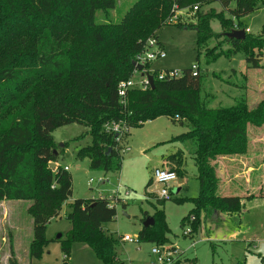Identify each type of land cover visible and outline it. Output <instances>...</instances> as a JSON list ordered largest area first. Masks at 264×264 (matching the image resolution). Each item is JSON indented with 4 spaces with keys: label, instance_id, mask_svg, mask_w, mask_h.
I'll use <instances>...</instances> for the list:
<instances>
[{
    "label": "trees",
    "instance_id": "trees-1",
    "mask_svg": "<svg viewBox=\"0 0 264 264\" xmlns=\"http://www.w3.org/2000/svg\"><path fill=\"white\" fill-rule=\"evenodd\" d=\"M116 3L0 0V201L31 202L30 259L41 256L49 243L48 223L72 195L68 172L59 166L56 171L49 167L56 161L53 131L72 124L88 128L91 136V144L81 148L77 157L88 158L91 170L108 174L120 170L122 148L104 131L106 123L123 122L135 128L160 117L181 125L187 122V132L176 140L189 145L199 183V195L190 201L194 206L190 215L242 212V197L217 194L220 180L214 162L219 157L247 153V127L264 124V100L254 109H249L245 98L237 99L229 108L203 107L198 65L196 74L191 67L182 70L179 78L155 80L153 90L130 91L125 106L120 104L117 86L131 77L136 55L144 50L148 39L157 40L156 32L167 26L175 12L190 6L197 9L195 24L173 25L195 30L199 47L215 36L209 29V18L217 19L229 31L235 22L240 30L241 18L264 7V0H136L118 22L99 23L96 12L113 10ZM212 3L220 4L230 18L200 13L203 6ZM245 38L247 44L229 41L230 55L244 52L249 67L259 69L264 25L259 36L248 34ZM254 49L258 57L248 55ZM182 161L181 154L176 153L166 162L175 163L170 170L183 176ZM115 216L116 209L107 199L74 200L67 215L72 228L65 240L62 236L56 240L65 256L64 264L74 242L86 244L102 264H112L118 243L103 232L102 226ZM152 218L154 225L142 226L138 241L164 243L169 229L163 211L155 208ZM186 223L184 218L181 226Z\"/></svg>",
    "mask_w": 264,
    "mask_h": 264
},
{
    "label": "rangeland",
    "instance_id": "rangeland-1",
    "mask_svg": "<svg viewBox=\"0 0 264 264\" xmlns=\"http://www.w3.org/2000/svg\"><path fill=\"white\" fill-rule=\"evenodd\" d=\"M135 1L117 0L113 10L97 11L96 19L99 23H116ZM233 6L232 4L231 8ZM200 13L207 16L223 14L225 18H230L228 12L223 13L218 3L203 6ZM177 16L173 22L167 20V26L156 32L166 57L154 61L152 70L174 69L182 72L198 65L202 76L199 96L203 107L229 108L237 99L245 98L249 109L256 108L264 100V50L259 69L249 67L244 52L230 55L232 45L223 36L230 28H222L215 18L208 19L209 29L215 36L197 47L195 30L173 25L178 22L184 26L195 24L197 12L194 7L178 11ZM240 22L243 26L240 30H246V36H259L264 25V7L241 18ZM233 24L236 25L235 22ZM217 55L218 58L212 60ZM248 55L258 57L259 52L257 49L249 50ZM187 126V122L181 125L179 122H172L168 117H160L147 121L140 127L129 128L120 145L122 149H128L121 154L120 170L108 174L101 170H91L88 158L77 157L81 148L91 144L88 128L72 124L53 131L52 149L56 154V166L52 171H56L58 166L67 167L72 181V195L62 205L59 215L48 223L46 239L49 243L42 248L38 259H30L28 256L33 223L29 211L31 202L1 200L0 264H64L65 256L56 240L60 236L61 240H65L72 228L67 220L71 203L76 199L109 197L119 184L121 189H118V195L121 201L113 205L116 216L112 222L102 226L103 232L118 243L112 264H159L151 254L154 247H174L181 254L176 261L178 264H264V198L260 197L264 195V190H245L244 180L239 175L229 179L233 176L232 173L241 171L242 161L251 158L248 162L254 161L253 164H257L255 152L261 149L264 151V145L258 146L264 143V124L260 127L248 125L249 146L245 155L236 157V161L232 163L227 161V157H219L214 162L220 180L217 194L224 197H242V212L230 215L213 211L199 217L190 215L194 208L190 201L199 195L191 149L187 143L176 140V137L187 132ZM257 136L263 137L260 138L261 141L256 140L258 145L252 143ZM176 153L182 156L180 169L183 176H178L177 181L170 187L169 198L160 200L162 203L159 205L158 193L161 187L153 182V171L159 167H175V163L168 164L166 161ZM163 162L167 164L162 166ZM221 165H227L228 178L219 174ZM90 180L92 183L89 184ZM251 195L256 197L248 199ZM155 208L163 211L169 229L164 236V243L122 242L121 238L125 235L138 237L143 219L152 217ZM184 218L187 223L182 227ZM197 223V228L194 229L193 226ZM184 231L190 232L188 237L183 236ZM65 264L102 263L86 244L74 242L70 246Z\"/></svg>",
    "mask_w": 264,
    "mask_h": 264
},
{
    "label": "built area",
    "instance_id": "built-area-1",
    "mask_svg": "<svg viewBox=\"0 0 264 264\" xmlns=\"http://www.w3.org/2000/svg\"><path fill=\"white\" fill-rule=\"evenodd\" d=\"M195 11L197 10L194 8ZM178 12H175L174 16L169 19V21L173 22L177 19ZM232 30H239L236 25L233 26ZM246 31V30H245ZM166 57L162 46L155 38H150L145 42L144 50L136 55L134 63L136 65L142 66L141 71H137L134 68L133 74L131 77L125 81H122L117 86V96L119 98L120 104L122 106L126 105L127 95L130 91H147L150 89V85L148 82V76L158 81L164 80H172L175 78H179L181 76V72L174 69H167L162 71L152 70L151 65L154 61L162 60ZM193 72L196 74V66H193ZM176 120L179 119L178 116L175 117ZM104 131L107 134H111L114 136L115 143L120 146L125 135L128 134L129 127L125 125L123 122H110L104 125ZM128 149H121L120 153L123 154L127 152ZM64 170L67 171V167H64ZM178 179L175 171L166 169V168H155L153 171V182L158 184L161 189L158 193L159 200H167L169 198L170 187L174 184ZM92 183V180L89 181V184ZM118 189H121L120 184L117 187V190L113 192L109 197H101V199H107L110 206H113L116 203L121 201L118 195ZM190 234L189 231H184L183 236L188 237ZM122 242H138V237H130L125 235L121 238ZM151 254L155 257L156 261L159 264H174L178 258L180 257V253L175 250L174 247H154L151 250Z\"/></svg>",
    "mask_w": 264,
    "mask_h": 264
},
{
    "label": "crops",
    "instance_id": "crops-1",
    "mask_svg": "<svg viewBox=\"0 0 264 264\" xmlns=\"http://www.w3.org/2000/svg\"><path fill=\"white\" fill-rule=\"evenodd\" d=\"M260 138H263V137H260ZM260 138L257 136L256 138H254L252 143L253 144L257 143V145H258L259 143L256 140H260L261 141ZM263 145H264V143H261V145L259 144L258 146L263 147ZM255 153L257 154L256 155L257 160H258L257 164H253L254 161L249 163L248 161L251 160V158L250 159H246V161H242V163H241V165H242L241 171L239 173H237V174H236V172L232 173L233 176H231L229 178V179H231V178H237V177L241 176V178L244 180L245 190H248V191H251V190H253V191L264 190V151L261 149V150H258ZM236 157H238V156L227 157V158H229L227 161L230 162V163L235 162L236 161L235 160ZM237 162L240 164V161H237ZM166 164H167L166 162H163L162 166H165ZM159 168H165V167H159ZM218 172H219L220 175L224 176L225 178H228L227 177V174H228L227 165H225V166L221 165L220 169H218Z\"/></svg>",
    "mask_w": 264,
    "mask_h": 264
},
{
    "label": "water",
    "instance_id": "water-1",
    "mask_svg": "<svg viewBox=\"0 0 264 264\" xmlns=\"http://www.w3.org/2000/svg\"><path fill=\"white\" fill-rule=\"evenodd\" d=\"M223 36L228 40L244 41L245 37H246V31L245 30H231V31L224 33ZM132 65L135 69H137V71L142 70V66L136 65L134 62H132ZM148 82L150 85V89L153 90L154 89V81H153V78L151 76H148ZM109 151H110V149L108 150V152ZM54 154H55V152H54ZM55 166L56 165L54 163H51L49 167H50V169L53 170L55 168ZM103 183L104 182L102 181L101 184H103ZM176 193H178V191H176ZM153 225H154V219L152 217H147L142 224V226L144 228H148V227L153 226Z\"/></svg>",
    "mask_w": 264,
    "mask_h": 264
}]
</instances>
